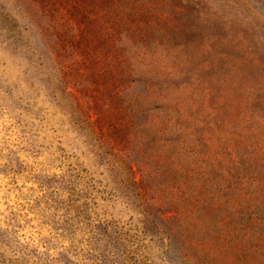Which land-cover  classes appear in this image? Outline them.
Returning <instances> with one entry per match:
<instances>
[{
  "label": "rangeland",
  "instance_id": "rangeland-1",
  "mask_svg": "<svg viewBox=\"0 0 264 264\" xmlns=\"http://www.w3.org/2000/svg\"><path fill=\"white\" fill-rule=\"evenodd\" d=\"M230 206L264 264V0H0V264H231Z\"/></svg>",
  "mask_w": 264,
  "mask_h": 264
},
{
  "label": "trees",
  "instance_id": "trees-1",
  "mask_svg": "<svg viewBox=\"0 0 264 264\" xmlns=\"http://www.w3.org/2000/svg\"><path fill=\"white\" fill-rule=\"evenodd\" d=\"M202 156L204 158L202 160V162L203 163L207 162L209 165L212 164L211 165L212 167L215 164L214 161H219V158H217L216 160L212 159L211 155L209 156L208 153H202ZM212 162H214V163H212ZM196 174H197V171H196ZM209 174H210L209 171L207 173L205 172L202 174V176H204L203 177L204 181L201 182L203 189H200L198 191L199 195H197L196 192L193 193L192 190L189 189V187L186 185H183V187H181L182 192H186L189 194V195H184V197L182 198V199H185V201H187L189 206L191 205V202L193 203V205L195 203V207L197 205L201 204L200 211L197 213V210H196L195 214L197 216L196 218H198L202 222H205V217L208 215V212H210V211L203 209V205L204 204L206 205L207 200H209L207 197L208 193L210 194L211 192H214L213 195L216 193L221 194L222 197H220L219 199L221 201L226 202V203H227V200L229 199L228 195L226 194L228 192L229 188L228 187H222L223 185L219 182L216 184L214 177L210 176ZM213 188H215V189H213ZM199 196H203L204 198L203 197L199 198ZM216 203H217V205H213V207L215 206L216 209H218L219 207H222V205H219L218 202H216ZM236 203H237V201L235 200V204ZM235 204H233V206ZM181 212H183L187 218H188V216H190V218L193 219V215H191V214H193L192 211L184 212V211H180V210H175V214L169 216L168 218L170 220H173V219H179L180 220L183 216ZM229 214H230V217H229ZM242 216L243 215L241 212L234 210L233 207L230 206L228 213L226 214V219L224 218V220L221 222V225L227 226L229 228V230L226 231V234L223 237L229 239L228 243L230 244V246L236 247L235 252H234L236 254L235 255L236 259H233L231 264H241V260H239V256L242 255L241 253H243V250L241 249L242 245H240L239 243H240V241L247 239V237L251 238L250 237L251 235H250V232L248 229H243V227L237 226L239 224L238 220ZM169 236H172V235H169ZM257 250H259V246L255 247L254 249H252V247H251L248 251L250 252L249 254L252 255L253 253L257 252ZM250 264H255V262L250 263Z\"/></svg>",
  "mask_w": 264,
  "mask_h": 264
}]
</instances>
